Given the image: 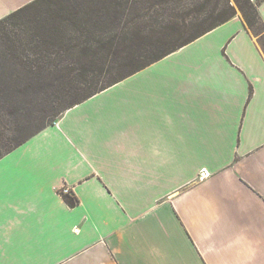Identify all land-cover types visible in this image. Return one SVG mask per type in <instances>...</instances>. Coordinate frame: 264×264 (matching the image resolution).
<instances>
[{
    "label": "crops",
    "instance_id": "1",
    "mask_svg": "<svg viewBox=\"0 0 264 264\" xmlns=\"http://www.w3.org/2000/svg\"><path fill=\"white\" fill-rule=\"evenodd\" d=\"M0 264H264V53L241 16L0 159Z\"/></svg>",
    "mask_w": 264,
    "mask_h": 264
},
{
    "label": "trees",
    "instance_id": "2",
    "mask_svg": "<svg viewBox=\"0 0 264 264\" xmlns=\"http://www.w3.org/2000/svg\"><path fill=\"white\" fill-rule=\"evenodd\" d=\"M187 1L34 0L2 18L0 26L7 21L23 19L24 15L25 20L29 21L25 31L5 33L3 57H14L12 62L20 70L12 78L14 83L18 84L21 80L28 83L19 91L21 95L45 89L48 82L55 85L52 87L55 101L51 103L55 116L38 125L33 133L5 142L6 145L0 148V159L46 126L52 125L58 115L236 16L228 0H223L218 12L211 8L208 10L207 5L203 4H207L208 0H203L201 4H196L198 8L195 9V16L186 26V16L180 12L186 7L183 4ZM262 1H237L248 29L260 25L264 32L258 13V5ZM42 4L46 10L33 17L32 11ZM2 82L1 79L0 85ZM3 91L0 86L2 130L12 123L7 121L6 116H15L17 112L13 103H10L13 99L4 97ZM63 198L69 206L74 205L69 195H63Z\"/></svg>",
    "mask_w": 264,
    "mask_h": 264
},
{
    "label": "rangeland",
    "instance_id": "3",
    "mask_svg": "<svg viewBox=\"0 0 264 264\" xmlns=\"http://www.w3.org/2000/svg\"><path fill=\"white\" fill-rule=\"evenodd\" d=\"M33 2L34 0H30ZM199 1V2H197ZM205 1V0H204ZM203 0H188L183 5L186 7L180 12L184 14L186 26L190 24L191 19L195 16V9L198 8L197 3L201 4L204 2ZM229 4L233 7L236 12V15L242 17L240 12L239 3H242L243 0H228ZM252 1V0H250ZM30 2V3H31ZM257 0H253V3H256ZM223 0H208L207 5L208 10L213 9V11L218 12L221 10V5ZM262 3V2H261ZM260 3V4H261ZM29 4V3H28ZM258 5V7L260 6ZM27 5V4H26ZM35 11H32L33 17H37L36 14H41L46 10V6L44 4L38 5L35 8ZM203 15V14H202ZM201 15V17H202ZM29 21L25 20V15L23 19H17L15 22L7 21L6 24L0 26V80L2 79V90L4 93V97H8L9 100L13 99L12 102L17 112L14 114L15 116L7 117V121H12L11 124H7L8 126L4 127V130L1 129L0 126V148L6 145L5 142H9L10 140H17L16 137L27 136L33 131L35 128L42 124L43 122H48L54 118V106L51 104L55 101L54 90L48 82V87L45 89H40L38 92L30 91V93L21 95L22 87L28 84L25 80H21L18 84L14 83V79H12L17 71H20L17 67V64L12 62L14 57L9 59H4L3 52L6 47L5 42L3 40L5 33H14L19 30L25 31L24 29L28 26ZM193 22V21H192ZM200 21H196L199 23ZM4 29V30H3ZM194 31V28H191ZM251 33L256 37L258 44L260 45L263 53H264V32L260 25H256L253 28L249 29ZM186 34V32H185ZM42 75V74H41ZM44 76V75H42ZM49 79V78H48ZM42 85V84H41ZM21 95V97H20ZM2 116V115H1ZM61 115H58L57 118H60ZM56 119V118H55ZM7 121L4 123L6 124ZM8 140V141H7Z\"/></svg>",
    "mask_w": 264,
    "mask_h": 264
}]
</instances>
